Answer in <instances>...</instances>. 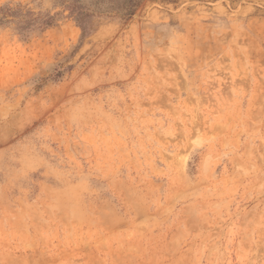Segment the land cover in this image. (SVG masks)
<instances>
[{
    "label": "rangeland",
    "instance_id": "1",
    "mask_svg": "<svg viewBox=\"0 0 264 264\" xmlns=\"http://www.w3.org/2000/svg\"><path fill=\"white\" fill-rule=\"evenodd\" d=\"M96 2L0 0V264H264V0Z\"/></svg>",
    "mask_w": 264,
    "mask_h": 264
},
{
    "label": "trees",
    "instance_id": "2",
    "mask_svg": "<svg viewBox=\"0 0 264 264\" xmlns=\"http://www.w3.org/2000/svg\"><path fill=\"white\" fill-rule=\"evenodd\" d=\"M140 2L141 0H97L96 7L101 12L110 9L119 12L124 17H130L134 14ZM91 16L89 13L85 15L81 9H79L78 14L74 15L75 21L83 32H86L89 25L86 18H90Z\"/></svg>",
    "mask_w": 264,
    "mask_h": 264
}]
</instances>
